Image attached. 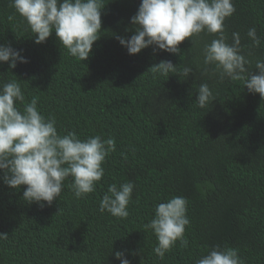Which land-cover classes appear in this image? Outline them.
I'll return each instance as SVG.
<instances>
[{
	"label": "trees",
	"instance_id": "1",
	"mask_svg": "<svg viewBox=\"0 0 264 264\" xmlns=\"http://www.w3.org/2000/svg\"><path fill=\"white\" fill-rule=\"evenodd\" d=\"M140 3L103 0L100 38L82 62L54 33L34 43L11 0H0V45L22 50L29 61L14 69L0 64V82L17 80L25 100L36 97L39 112L56 120L59 134L116 142L104 176L83 199L74 197L69 178L60 197L40 208L23 199L26 185L14 190L0 179V233L8 234L0 239V264H120L116 251L131 264H196L216 245L236 249L242 264H264V100L241 81L221 82L212 68L205 74L201 50L214 35L201 33L194 46L186 38L179 54L149 46L129 55L117 37L134 34L130 18ZM233 3L225 34L231 43V34L240 33L242 54L251 61L246 67L255 73L256 60L264 59V0ZM252 27L260 47L246 35ZM162 60L192 73L185 80L149 70ZM201 83L216 98L208 109L193 103ZM129 181L135 188L128 217L101 213L108 186ZM174 196L187 200L188 246L177 241L160 259L145 225L155 206Z\"/></svg>",
	"mask_w": 264,
	"mask_h": 264
},
{
	"label": "clouds",
	"instance_id": "2",
	"mask_svg": "<svg viewBox=\"0 0 264 264\" xmlns=\"http://www.w3.org/2000/svg\"><path fill=\"white\" fill-rule=\"evenodd\" d=\"M11 6L33 34L34 43H44L54 33L59 46L79 61L89 58L94 42L100 38L103 0H11ZM234 12L233 0H141L136 14L130 18L134 34L117 39L129 55L139 54L149 46H153L154 52L179 54V45L186 38L194 46L197 43L194 37L201 33L214 35L216 38L201 50L205 74L212 68L221 82L226 78L241 81L249 93L259 94L264 100V59L256 60L255 73L249 72L246 66L251 61L242 54L240 33L233 32L228 43L225 20ZM246 35L252 46H261L255 27L249 28ZM21 52L10 44L0 45V64L8 63L14 69L17 62L28 63ZM149 70L160 75L177 73L185 80L192 73L191 67L178 71L170 60H162ZM215 99L209 85L201 83L193 103L199 109H208ZM37 103L36 97L30 102L25 100L17 80L0 82V171L3 172L0 179L14 190L26 185L23 199L40 208L51 206L60 197L69 178L68 186L74 197L83 199L95 191L96 183L104 176L102 165L116 151L115 139L95 135L82 140L74 131L61 135L56 120L45 118ZM134 188L131 181L109 185L100 200L99 211L127 218ZM186 213L187 200L183 196L171 197L155 206L154 216L145 228L157 238L153 251L160 259L177 241L183 247L188 246L184 234L190 220ZM7 235L0 233V239H7ZM114 255L120 264H131L124 252L116 251ZM196 264H242V261L236 249L216 245Z\"/></svg>",
	"mask_w": 264,
	"mask_h": 264
}]
</instances>
